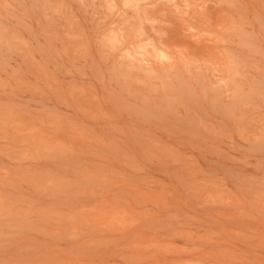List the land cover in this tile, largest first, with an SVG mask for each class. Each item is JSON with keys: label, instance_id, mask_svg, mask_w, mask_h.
I'll return each mask as SVG.
<instances>
[{"label": "rangeland", "instance_id": "374dc122", "mask_svg": "<svg viewBox=\"0 0 264 264\" xmlns=\"http://www.w3.org/2000/svg\"><path fill=\"white\" fill-rule=\"evenodd\" d=\"M0 264H264V0H0Z\"/></svg>", "mask_w": 264, "mask_h": 264}]
</instances>
